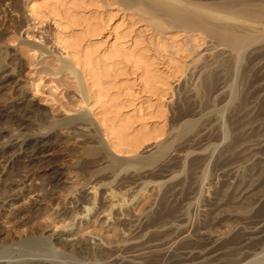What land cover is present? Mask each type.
Here are the masks:
<instances>
[{"label":"bare ground","instance_id":"6f19581e","mask_svg":"<svg viewBox=\"0 0 264 264\" xmlns=\"http://www.w3.org/2000/svg\"><path fill=\"white\" fill-rule=\"evenodd\" d=\"M13 7L24 19V24H27L25 18H28L27 22H30L33 30L46 23L52 25L51 43L58 51L56 60L60 64L59 69L67 70L78 86L81 108L77 111L65 109L62 118L49 121V129L71 122L91 126V139L96 141L87 146L85 152H105L110 158L107 163L110 168L135 166L141 169L165 161L166 158H182L180 152L177 153L179 147L175 148V143L188 138L190 134L195 133L194 136H197L195 131L198 123L214 115L216 107L201 110L196 119H184L173 127L174 131L167 128L168 101L173 97L181 79L187 76V79H191L194 85L192 90L203 104L210 90L221 88L216 85L218 77L226 79L227 76L232 77V74L234 77L237 75L245 55H264V0H0V18ZM20 44L28 47L38 58L53 54L50 46L30 34L21 37ZM14 55V52L0 47V92L11 83L16 87L22 86L20 70L14 66L16 63L13 64ZM61 71L46 74L55 75ZM224 84L222 86L225 88L222 89L227 92L225 96L228 95L226 104L231 106L238 95L237 82ZM19 105L12 110V117L20 121L24 131L0 128L1 175L7 171V166L14 158L38 155L50 143L49 130L27 132L33 125L28 114L35 115L37 109L24 100ZM175 110L177 114L182 111L179 108ZM221 128L223 133L220 135L223 137L220 139L226 140L228 136H225L227 132L224 124ZM236 129L238 131L234 132L231 139L228 138L230 141L222 148L226 156H222L224 159L219 161L220 168L237 162L235 172L245 167L244 162L254 157L259 147L263 146L255 131ZM151 145L152 149L149 148ZM143 150L150 151L145 153ZM208 159L210 154L201 158L202 162ZM245 168L246 174L239 183L245 184L238 189L237 194H225V190L221 197L214 198L213 209L207 212L210 214V218L207 217L209 220L202 222L197 229L183 223L189 220L186 219L187 214L184 217L183 213L175 214L180 208L176 212L173 209V213L161 212L156 215L157 219L151 220L149 215L145 218L143 214L133 218L130 210L136 202L134 198L127 197L131 185H126L128 188L121 186L123 190H117L109 183H94L90 178L80 181L79 172L75 170L47 169L41 183H35L29 178L12 180L9 187L14 197L11 199L21 200L20 208L26 206L29 211L42 200L54 197L58 200L54 203L55 211L51 213L54 216L51 218V214H48V220L46 217L39 219L25 231H18L15 227L12 231V226L9 227L11 231L0 228V264H62L57 259L61 256L70 257L77 264L240 263L242 260L230 256L238 252L248 255L249 250L264 246V218L248 214L258 194L264 195V159H258ZM99 172L96 169L88 173L96 179ZM252 175L262 182L257 192L251 184L246 185L250 177L253 179ZM24 187L31 188L30 194L27 192L29 195L25 194L26 197L18 196ZM43 190H46L45 193ZM6 198L0 197V209L9 202L11 211H7L16 220L14 225L26 221L28 214L16 213V203ZM166 201L163 203L167 204ZM224 207L238 211H231L233 214L226 219V213L221 214ZM188 209L181 210L188 212ZM2 216L0 223H3ZM92 216L103 225L106 233L109 232V237L86 227L92 221ZM230 218H236L234 224L224 226V229L217 228L225 225L224 221ZM56 221L64 222V228L55 236L45 235L42 230L51 225L56 230ZM214 226L217 229L210 232ZM258 264H264V259L261 258Z\"/></svg>","mask_w":264,"mask_h":264},{"label":"rangeland","instance_id":"374dc122","mask_svg":"<svg viewBox=\"0 0 264 264\" xmlns=\"http://www.w3.org/2000/svg\"><path fill=\"white\" fill-rule=\"evenodd\" d=\"M8 10L0 18V47H3L4 49L15 53L14 55L15 60L13 64L16 63L14 64V66L19 68L20 71L19 70L18 71L20 72L23 82L21 87L19 86L16 87L14 86V84L11 83L10 85L5 86L4 90L1 91L2 93L0 92V126H1L0 128L4 127V129H11L12 131H14V129L23 130L20 121H18L15 118H14L15 120L13 119L12 110H15L17 107H19L20 106L19 102L24 100L25 103L29 102L33 107H35L37 109V113L39 111V113L38 114L35 113V115L33 114L30 115V113L28 114V119L32 121L31 123H33V125L29 127L27 132L37 133L40 131L49 130L50 141L48 140V142L50 143H48L47 144L48 146L46 145L45 149L38 155L35 154V156L29 155V156H21L19 158H14L6 169L7 171L10 170L9 172L11 173L9 174V172L4 171L5 173H3V175H1L2 173L0 174V178H1L0 197L6 196L7 201L16 203V205H14L16 206L15 207L16 213H21V214L26 213L29 216L28 218H30V219L27 218L26 221H23L24 223L20 222L19 224L16 223V225H14L15 224L14 222L16 220L9 213L11 211V208L8 207V203H9L8 202L7 205H5V207L0 209V216H2L5 213L4 216H2L3 217L2 222L5 223L4 224L5 226H3V223H0L1 229L5 228L4 230L10 229L11 231V228L9 227L12 226V231L14 230L13 229L14 227L16 228V230L18 229V231H25L26 228H30L28 226L32 227L36 221H39V219L43 220L46 217V219L48 220V218L50 217L52 218L54 216V214L51 213L55 211L54 208L56 209V206L54 205L56 204L58 199H54L55 197L52 198L51 200L47 199L48 201L47 200L46 201L48 203H46L45 200L44 201L42 200L41 202L35 204L36 206L35 205L33 206L34 208L33 211H32L33 208H30V210L28 211L26 206H23L25 208H20L21 200H19L18 198L11 199L12 197H14L13 196L14 192L9 187L10 183L16 179H19L21 181L29 178L35 183H41L40 180L44 179L45 178L44 176H46L45 174H47L46 170L54 169V168H59L62 170L71 169L78 171L79 172L78 177H80L78 179L80 181H83L85 178L86 180H90V179L93 180L92 182L94 183L105 182L111 184L113 187L117 188V190L118 188L119 190H123L121 186L126 187V185L128 186L131 185L129 186L130 191L128 190L127 197L134 198L136 202L135 207L130 210V214L132 213L131 215H133V218L137 217V215L143 214L145 215L144 216L145 218L147 217V215H149L148 218H151L152 220L156 218V215L157 216L160 215L161 212L162 214H166V212H171V211L173 213L174 210L176 212V209L178 210L180 208L181 210L184 208V210H187L188 206H190L188 209L189 214L184 210L183 211L178 210L175 214L181 215L183 213L182 214L183 217L187 214L186 219L189 218V220H187V222L184 221L183 223L187 224L188 226L193 225V228L197 229V227L201 226L202 222L206 223L209 220L210 214H207V212L208 210L211 211L213 209V205H214L213 202L217 197L219 196L221 197V195L224 194L225 190H226L225 194H229V193L237 194L238 189L245 184V183L239 184L246 174L245 167L254 161L256 162V160L258 159H264V57H263L264 55L263 56L245 55L243 59L244 63H242L243 62L242 61L238 68L239 70H237L238 77L236 73H235L236 75L235 77L233 76V74L232 77L227 76L226 79H224L223 77L222 78L218 77L219 79H216V82L218 83L216 82L215 83L217 87L221 86V88L219 87L215 91L210 90L207 93L208 95H206L207 97L205 96L206 102L203 104L200 103V99L196 98L197 96L195 95V91L192 90L194 88V85L191 79L189 78L187 79L188 76L181 79V82H179V85L175 88L174 91L175 96L173 95V97L170 98L171 101L170 100L168 101L169 116L167 121L168 124L167 128L173 130V127L178 126V124L184 119L186 118L196 119L200 116L199 114L201 110L206 111L210 107H213V109L214 106L216 107V109H214V113H215L214 115L212 114L210 115V117L208 116V118L204 119V121L201 120L199 122L200 124L198 123L199 126L197 125L196 127L197 130L195 131L197 132V136H194L195 135L194 133L188 135L187 136L188 138H186L187 140L183 138L180 140L181 142L178 141L179 143L175 141L176 142L175 148L179 147L177 148L178 151L177 153L180 152L179 154L181 155L182 158L175 160L166 158L165 161L162 160L155 165L144 166L145 168L143 167L141 169L138 167L137 169L135 168V166H129L125 169H116L112 167L110 168L107 164L109 163L110 158L109 156H107L105 152L101 151L95 154L92 153L89 154L85 152L86 151L85 149L88 148L87 146H91L95 144L96 141L94 138L91 139L92 137L91 135H93V128L91 126L90 127L84 125L82 126V124L80 123L71 122L69 123V125L68 123H63L59 126H55L49 129V123H50L49 121L52 119L54 120V119L62 118L65 115L64 113L65 109H69L71 111H77L78 109L81 108L80 98L78 96V86L73 76H71V74L67 70L64 69L65 71L64 70L61 71L62 68L61 70L59 69L60 64L56 60L57 57L56 53L58 51L51 43L52 25L46 23L41 28L33 30L30 27L29 24L30 22L29 21L27 22L28 18H25L27 24L23 23L24 19L22 18L21 15H19V12L16 10L15 7L9 8ZM17 15H19L20 17ZM139 29H143V28L140 27ZM27 34L39 37V39L42 41L44 45L50 46V49L53 52V54L45 55V56L43 55L42 57L38 58L37 55H35L28 47H26L23 44H20L21 37L23 36L25 37V35ZM251 56L252 57L254 56L253 58H255L256 60L251 58ZM249 60L250 61L252 60L253 64L251 63L252 61L250 62ZM57 71H61V73L58 72L59 74H55V75L46 74L47 72L51 73ZM220 78L222 79V81ZM223 80L227 84H229L232 81H234V83L237 82L236 88L238 89L237 90L238 97L236 96V98L233 100V104H232L233 106L232 105L227 106L226 104L228 95L225 96L224 93L227 94V92L222 89L223 87L222 85L225 83ZM224 86L226 87V84H224ZM220 91L223 94H220L221 93ZM237 98L239 99V101ZM224 102L226 105L224 104ZM204 105L205 106L209 105V106L205 107ZM238 105L240 106V108ZM230 107L233 108L231 109ZM176 108H179L182 111L177 114V111L175 110ZM230 110H232L233 112L235 111L234 114ZM215 111H217V113ZM235 116L239 118V120L241 118L243 120L241 119L242 121L241 120L239 121ZM215 117H217L218 119L217 118L215 119ZM231 117H233V120H231L232 119ZM244 122H248V123H244ZM169 124L172 125L170 126ZM213 124H215V126ZM217 124L219 126H217ZM222 124H224V130L226 129L225 133L227 132L225 136H228V138L230 139L231 137H233L234 132L238 131L236 128L239 129L243 128V130H245L246 132L247 131L251 132V130L252 132L255 131L254 133H257L256 137L259 136L258 139L262 140L261 142L263 146L259 147L258 153L256 152L257 155L255 154L254 157L253 156L249 157L250 159L248 158L247 161L244 162L245 167L240 168L239 171L237 172H235L237 170L235 168L237 162L222 166L221 168L219 165L227 154L224 153L223 149L226 146V144H228V142L230 141V139L228 138H225L226 140L220 139V137H223V135H220L223 133L222 131L223 128H221ZM239 124L245 126L242 127L241 125L239 126ZM230 131L233 132L231 134L232 136L230 135L231 133ZM171 133L172 131L170 132V135ZM222 140L224 141V143L222 142ZM152 146L153 145L149 146V148L152 149ZM149 151L150 150H143V152L145 153ZM209 154H210V159H208L207 162L206 161L202 162L201 160L202 156ZM107 157L109 160L107 159ZM96 169H99L100 172L96 176V179H93L91 178V176H89L88 172ZM6 174L8 175L6 176ZM252 177L253 179H251L250 177V181L247 182L246 185L251 184L250 186L251 187L253 186L254 190L257 192L259 190V185L262 182L257 176H256L257 179L254 178L253 175ZM238 185L240 186L238 187ZM128 186L126 188H128ZM30 191H31L30 187L29 188L24 187L18 192L17 195L26 197V195L28 196L30 194ZM45 191L46 190H43L42 192L45 193ZM259 195L260 194H258L259 200L257 199L255 201L256 203H254L248 214L254 215L257 218H264L262 217L264 216V212H263L264 209L262 210V208L264 207L263 204L264 195L261 194L260 195L261 197ZM164 199L167 200L166 201L167 204L165 202L163 203V201H165ZM169 200L172 202V204ZM189 202H191V205H188ZM148 205H149V209H148ZM167 205H169V207ZM145 207H147L148 211ZM9 209L10 211H7ZM142 209L144 210V213ZM225 210H227L229 214ZM12 211H14V209H12ZM231 211H236L237 213L238 210L229 209V207H224L221 214L224 215L226 213L227 215L225 214V217L227 219L229 215L233 214L230 213ZM260 211L263 213H260ZM7 213L10 215V216L8 215L9 218L6 217ZM48 214L49 215L51 214V216L47 217L49 216ZM235 219L236 218H230L228 221L225 220L224 221L225 225H219L217 228L224 229L225 228L224 226L234 224ZM91 220L92 221H90L89 224L86 225V227L88 229H92V230L94 229L96 233L98 234L100 233L102 236L104 235V237H106L109 232L106 233L107 231H105L103 225L101 226V223L98 222V219L96 220L95 217L92 216ZM54 224H55L54 226L57 227L56 230L53 228L52 225H51L52 228L49 226L48 228H46L47 230L46 229L42 230L45 233V235L53 234V236H55L56 233L62 230L64 228L63 226H65L64 225L65 223L64 222L62 223L61 221H56L54 222ZM194 225L196 227H194ZM212 229L210 230V232L216 230L215 226ZM13 234H17V232H14ZM53 236L51 237V239H53ZM109 236L110 235H108V237ZM230 257L231 258L233 257L235 260L237 259L238 261L242 260L240 262L242 264H258L261 258L264 259V246H262V248L258 247L256 250H249L248 255L238 252L236 254L233 253ZM245 257L246 258L248 257V259H246ZM61 258H57V259L58 261L60 260V262L62 261L61 262L62 264L64 262L65 264H77L76 261H74V259L72 258L71 260L70 257L68 259L67 256L65 257L61 256Z\"/></svg>","mask_w":264,"mask_h":264}]
</instances>
